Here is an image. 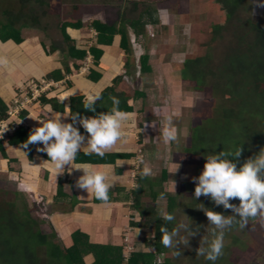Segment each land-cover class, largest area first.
Here are the masks:
<instances>
[{"label": "trees", "instance_id": "trees-1", "mask_svg": "<svg viewBox=\"0 0 264 264\" xmlns=\"http://www.w3.org/2000/svg\"><path fill=\"white\" fill-rule=\"evenodd\" d=\"M245 2L246 0H209V11L214 14L218 22L209 30L211 39L213 40V35H218L220 31H229L228 37L232 43L225 47L217 64L211 65L208 55L185 57L176 71L178 79L192 84L191 91L201 92L207 88L211 97L220 100V116L204 119L192 126L189 144L182 149L183 153L200 156L202 164L205 162V153H218L222 150L234 151L240 145L243 152L239 160L236 161L239 166L246 158L253 156L261 147H264V16L260 19H252L249 16L241 21L234 20L240 8L245 6ZM52 10L55 15L50 16H54L57 20L55 29H58L62 36V43L59 45L51 36V27L47 23L48 12L54 13ZM241 12H244V9ZM145 14L149 17L152 15L150 10H145ZM150 19L148 20L149 24L140 21H132L128 24L135 37L140 36L147 25H155ZM231 24H234L233 29L229 30L228 27ZM122 26L120 25L121 28L116 29L114 26L96 23L90 25L91 29L95 30L96 42L99 45L109 44L111 37L116 34L120 36L121 41L124 40L125 32ZM79 27V22L60 21L58 0H0V42L11 41L20 44L27 36H37L47 53L56 51L61 53L62 70L56 69L49 73L45 78L46 81H60L69 74L67 59L79 61L84 59L85 52L76 50L73 41L67 34L68 29L78 30ZM122 49L128 56L129 51L124 47ZM88 50L92 56V62L96 65L98 50L91 47ZM139 66L141 71L148 69L146 56H140ZM72 67L76 71L79 65L73 64ZM95 75L96 73L90 69L87 78L92 80ZM100 94L101 99L94 105L95 113L83 108L84 101L81 97H71L67 104L68 114L78 113L92 116L96 113L107 112L112 107L110 97L113 96L119 98L120 110L130 111V108L125 104V96L114 93L113 88L104 89ZM38 101L50 105L53 111L62 112L64 108L58 100L47 99L44 94L38 98ZM5 118L6 109L0 102V119ZM71 122L69 116V123ZM30 131L19 127L13 135L6 138V143L11 146H21L27 140ZM3 141L5 140L0 139V156L7 159L3 150ZM24 150L28 159L31 160L35 152V145H29ZM114 156L112 155V157ZM164 177L165 172L161 170L159 187H161ZM135 182L138 187L130 190L131 207L140 214V221L131 224V226L151 230V238L143 240V243L146 248L153 249V254L130 253L125 260L121 254V247L90 244L87 242L86 236L79 231L71 233V245L66 248L55 238V233L49 231L54 237V240H50L48 233L41 230V227L49 230L44 219H40V224L31 218L30 211L34 208L30 209L26 203L12 198L0 199V264H84L83 258L87 255L92 257L91 264H155L151 263L153 255L160 256L168 251L162 244L160 228L165 225L169 230H172L173 225L172 222L166 223L158 215L155 206L143 207L140 204L145 185L152 202L159 199L163 192L161 190L153 191L151 184L147 186V180L139 173ZM163 194L166 197L164 212L173 214L176 210H181L194 225H201L206 220L204 213L197 209L198 204L201 203L212 211L224 215L232 214L230 210L216 206L204 196L194 200L192 194L186 203L179 204L175 197ZM230 202L239 204L238 199H233ZM236 241L234 238V244L237 243ZM42 249L43 258H39ZM227 251L228 248H225L224 253ZM223 261L219 264H224ZM195 262L202 264L195 260L192 264H196ZM227 263L230 264V262ZM157 264L172 263L168 257H163L162 261Z\"/></svg>", "mask_w": 264, "mask_h": 264}, {"label": "crops", "instance_id": "crops-1", "mask_svg": "<svg viewBox=\"0 0 264 264\" xmlns=\"http://www.w3.org/2000/svg\"><path fill=\"white\" fill-rule=\"evenodd\" d=\"M110 1L102 0L98 3L97 0H72L71 4L68 3L71 11H69L70 13L66 19L61 17L62 7L64 9V7H69V5H63L64 0H58L60 21L80 23L78 30L68 29L67 34L73 41L75 49L83 50L86 55L82 61L67 59L69 74L65 75L60 81H48L55 83L56 86L50 87L44 95L47 99L55 98L58 100L64 106L62 112L53 111L50 105L42 104L37 99L21 113L19 118H11L12 123L23 124L24 128L32 130L33 127L39 126L34 119H47L50 115L56 114L68 115L67 104L68 99L71 97H81L85 101L87 95L102 92L109 87L113 88L114 93L123 94L126 98L125 104L130 108V111L127 112L130 114V118L123 127L125 138L106 151L103 157L94 153L86 155L85 150L81 149L75 160V164H92L110 174L114 179V184L108 194L109 201L107 203L101 202L95 199L92 193H87L75 186L76 179L82 175L81 171L73 170L71 174L65 172L56 177L54 167L48 161L47 155L36 151L38 145H35V152L32 159L29 160L27 155L23 154L22 151L25 152V150L21 146H11L3 141V150L7 159H3L0 156V171L7 169L9 176L15 177V181L17 184H22V188L24 187L28 191L33 190L34 194L39 193L43 196L45 202L43 207L46 211L44 220L49 226V230L58 236V241L64 247L67 248L71 245L70 235L74 231L84 234L90 244L110 245V247L124 246L123 242L125 239H123L121 230L123 226H128V228L133 230V233H131L130 237L129 234H125L126 237L128 236L126 247H133L134 244L140 242L144 247L136 248V251L144 252L145 249H148L143 243V240L146 239V230L131 226V224L140 221V218L138 212L130 204L132 197L130 195L129 175L131 172L139 173L136 157L140 154L144 156L148 167L151 169L156 167L152 158L153 153L149 154L151 151L147 152L145 144L149 141V138L156 142L159 140L160 119L167 114V108L166 106L149 107L146 105V102H148L146 98L149 93L140 89L133 90V86H140V82L144 81L139 79V73H145L141 71L140 66L137 67L140 54L136 56L135 41L144 37L147 42H153L152 38L146 39L148 31L152 28L154 33L158 30L155 33V37L158 32L162 31L163 33L161 34L165 38L167 33V40L164 44H166L165 47H169L173 43L170 33L173 28H176L175 25H178L179 21L181 22V19L177 16L184 14L176 2L183 0H112L113 4L117 6L114 10V17L112 13V18L109 20L105 10L111 6L109 4ZM84 6L88 8H84ZM99 8L101 9L98 10ZM83 9L86 11H83ZM89 9H92V11ZM145 10L151 11V17L145 14ZM48 15H55V12L49 11ZM148 17L151 18L150 21L154 22L155 25H147L143 33L135 37L128 24L132 21L149 24ZM91 23L114 26L116 29H120V25H123L124 40L121 41L120 36L116 34L111 37L109 44H97V35L95 30L90 27ZM190 32L191 30L187 31V34ZM137 45H139L138 42ZM90 47L98 50L96 65L92 62V56L89 54L88 49ZM123 47L129 51L128 56L125 55ZM0 57L5 58L7 61L5 64H0V102L5 106L6 112L12 107L11 104L16 92L27 81L45 80L49 73L56 69L62 70L63 68L61 53L59 51L47 53L37 36H27L20 44H15L11 41L0 42ZM171 62H169L168 67L171 66L172 69L175 64ZM73 64L79 65L76 71L73 70ZM90 69L96 73L92 80L87 78ZM165 69L164 67L161 71L165 73ZM169 74H167L168 77ZM150 79L151 84H157L156 79ZM178 81L181 80L178 79ZM168 87L165 84L167 92ZM169 95L166 98L168 101L167 105L171 104V99H177L174 94ZM157 108L163 110L164 114L155 113ZM63 120L64 122H69V116L63 117ZM151 124L154 126H149ZM76 126L83 135L87 136V133L78 123ZM140 129H143V131L141 132ZM157 148L158 145L156 146ZM161 148H163V145ZM112 155L115 156L112 157ZM153 173L154 171H152V175L144 178L147 180V186L151 184L152 188L155 187L159 190L158 181L160 179L154 180L156 175L154 176ZM146 190L145 185L141 198L149 197ZM137 229H139L138 232Z\"/></svg>", "mask_w": 264, "mask_h": 264}, {"label": "rangeland", "instance_id": "rangeland-1", "mask_svg": "<svg viewBox=\"0 0 264 264\" xmlns=\"http://www.w3.org/2000/svg\"><path fill=\"white\" fill-rule=\"evenodd\" d=\"M71 1L72 0H64L63 5H67L68 3L71 4ZM101 1L102 0H97L98 3ZM208 1L209 0H183L176 2L180 7L179 9H181L184 14L177 16L181 19V22L179 21V24L175 25L176 28H173L172 32L170 33L172 35L171 41L173 43L170 44L169 47H165L166 44H164V42L167 40V33L165 34V38L164 35L161 34L163 33L162 31L158 32L155 37V33L158 30H156L154 33L152 28L148 31L146 39L152 38L153 42H147L144 37L135 41L136 56H139V54L140 56H146V66L148 69L144 71V74L140 71L141 73H139V79H143L144 81L140 82V86H133V90L140 89L149 93L147 94L148 96L146 98V101H148L146 102V105L149 107L166 106L167 115H170L177 110L180 112V117L175 119V124L179 130L178 143L168 144L163 140L162 136L159 135L160 138L157 142L153 141L152 138H149V141L145 144V149L147 152L151 151L149 154L153 153L152 158L156 165V167L152 169V171H154V176L156 175L154 180L159 179L161 170L165 172L164 181L160 185L161 187L159 190H161L166 195L175 197L179 204L186 203L194 193L195 184L192 182L191 178L198 176L203 169L200 156L183 153L182 149L187 147L189 144L188 141L192 126L197 125L204 119L216 118L220 116V100L211 97V93L207 88L203 89L201 92L191 91L190 87L192 84L185 81H178L176 69L181 66L180 63L184 57L201 55H208L211 65H215L220 61L221 53L224 51L225 47H227L229 43H232L230 37H228L229 31H220L218 35H213V40L211 39V31L209 30L214 25H217L218 22L214 14L209 11ZM255 3L256 0H246L245 6L240 8L239 13L235 15L234 20L241 21L245 17L249 18V16L252 19L262 18L264 16V7H256ZM109 4H111V6L107 9L105 8L106 10H104L107 12L109 17L108 19L110 20L112 18V13L114 17V10L116 9L117 5H114L112 0ZM151 6L154 7L153 4H151ZM84 8L88 7L84 6ZM112 8L114 9L112 10ZM100 9L101 8L98 10ZM243 9L244 12H241ZM62 10L61 17L67 19L68 14L70 13L69 11H71L70 5L69 7H64V9L62 7ZM83 11L86 10L83 9ZM90 11H92V9ZM56 21L57 20H55L54 16H49L47 23L51 27V36L59 45L62 43V36L59 30L55 29ZM233 25L231 24L230 27L232 28L228 27V29L232 30ZM189 30H191V32L187 34V31ZM152 34L154 35L153 37ZM131 40L133 41V39ZM137 42L139 45H137ZM169 62L175 64V67L173 66L172 69L171 66L168 67ZM138 66L139 65H137V67ZM164 67L166 68L165 73L161 71ZM173 69L175 70L172 71ZM167 74H169V77ZM150 78L156 79L158 85L151 84ZM29 81H27L25 85ZM165 84L169 86L168 92L166 90L167 87L165 88ZM169 94H174V97L176 96L177 99H171V104L167 105L168 101L166 98ZM155 110H157L155 112L157 114H164L163 110H159L158 108ZM163 117L164 116H162L160 119L161 126L159 129L162 127ZM6 141L7 140L4 142ZM157 145L158 148L156 149ZM162 145L163 148H161ZM173 163L180 165V168L176 173H173L175 169V165ZM6 170L7 169L0 171V199L8 200L14 198L15 200H21L23 203H26L27 207L30 209L34 208V210L30 211V216L34 221L40 223V219H43L46 216V211L43 207V203H45L43 196L39 193L34 194L33 190L28 191V189L24 187L22 188V184H17L15 177L11 175L9 176V173L7 172L8 170ZM172 181L175 182V193L173 192ZM152 190L157 191L155 187ZM140 201V204L143 207L155 206L158 215L162 217L161 214L164 212L165 199L162 200L159 198L155 202H152L149 197H143L140 199ZM173 214L175 215L176 220L172 222V229L175 227L177 222L184 220V215H186L185 213L181 212V210H176L173 212ZM207 224L208 220L206 218V220H204L201 224L205 227H201L200 232L195 237L190 238L189 248H181V256H173V250L167 248L168 251L166 254H162L160 256H155L154 254L151 258V263L157 264L162 261L163 257H168L172 264H192L194 260L201 262L202 264H212L211 261L206 260L203 256L198 257L195 252V249L199 247L201 236L207 235L206 227H210V225ZM41 230L48 233L50 240H54V237L49 232L50 230L47 231V229L44 227H41ZM121 231V234H123V239H125L123 242V245H125L120 246L122 249V247L127 245L126 240L128 236L126 237L125 234H129L130 237L131 233H133V230L128 228V226H123ZM145 232L147 233L145 234V238H151V230H146ZM55 238L58 239L56 234ZM234 238L237 240L236 244L233 242ZM104 246L109 247L110 245ZM142 246L143 245L140 242H137L133 247L127 246V249L123 248L121 252L122 257L124 255L125 258H123L126 260L130 253L134 254L137 252L153 254V249L151 248L145 249L144 252L138 250L136 251V248L140 249ZM225 248H228V251L224 253V255L221 256L215 262V264H219V262L223 261V258L224 264H228L227 262H230V264H264V226L261 225L259 220H250L248 226L243 230H241L238 226H235L225 234L224 249ZM39 258H43V249L40 252ZM84 262L85 264L88 262L91 264L92 257L90 255L85 257Z\"/></svg>", "mask_w": 264, "mask_h": 264}, {"label": "clouds", "instance_id": "clouds-1", "mask_svg": "<svg viewBox=\"0 0 264 264\" xmlns=\"http://www.w3.org/2000/svg\"><path fill=\"white\" fill-rule=\"evenodd\" d=\"M255 4L256 7H264V0H256ZM5 63H7L6 59L0 57V64ZM99 99H101L100 92L87 95L83 108L95 113L94 105ZM110 99L112 101L110 110L92 116L70 113L68 115H50L47 119H34L39 126L32 128L27 140L21 145L23 149H27L29 145H38L36 151L47 155L48 161L54 167L56 177L65 172L71 174L73 170L81 171L82 175L76 179L75 186L87 193H92L95 199L104 203L109 201L108 194L113 187L114 179L108 172L102 171L92 164H75V160L81 149L85 150L86 155L94 153L103 157L106 151L125 138L123 127L130 118V114L120 110L118 97L113 96ZM65 116H70L72 122H64L63 117ZM179 117L178 110L163 117L160 135L168 144L179 142V130L175 124V119ZM77 123L84 129L87 136L79 131ZM5 130L6 128H0V134ZM140 131L142 132L143 129ZM22 152L26 156V153ZM242 152L243 149L239 145L234 151L222 150L218 153H205L202 171L198 176L191 178L195 184L194 200H198L201 196L207 197L216 206H222L232 213L224 215L210 210L202 203L198 204L197 209L204 213L208 220L207 225L210 227H206L207 235L201 236L199 247L195 249V252L198 257L203 256L212 264H215L224 255L226 232L235 226L243 230L248 226L250 220H259L264 226V147H261L256 154L246 158L238 166L236 161L239 160ZM230 157L232 159H229ZM136 162L141 177L152 175V169L147 166L142 154L137 155ZM74 164L75 166H73ZM173 164L175 165L173 173H176L180 165ZM136 176L137 173L130 182L133 183L131 190L138 187L135 182ZM172 185L175 193L174 181H172ZM159 198L166 199L163 193ZM233 199H238L239 204L231 203L230 201ZM130 204H132V200ZM161 216L166 223L176 220L174 214L166 211ZM201 227L205 226L194 225L191 219L184 215V220L177 222L172 230H169L165 225L161 226L162 244L165 248L173 250V256L179 257L182 255L181 248H189L190 238L195 237ZM138 231L139 229H137Z\"/></svg>", "mask_w": 264, "mask_h": 264}, {"label": "built area", "instance_id": "built-area-1", "mask_svg": "<svg viewBox=\"0 0 264 264\" xmlns=\"http://www.w3.org/2000/svg\"><path fill=\"white\" fill-rule=\"evenodd\" d=\"M56 86L53 82L45 80L35 81L31 80L26 85H23L16 92L12 107L6 112V118L0 119V128H6V130L0 134V139H4L13 134L19 127H23V124L12 123L11 118H19L21 113L27 109V107L36 101L42 94L50 89V87ZM136 172H131L129 175L130 182L135 178ZM133 183H130V187ZM124 248L127 249L125 246ZM124 257V255H123ZM125 258V257H124Z\"/></svg>", "mask_w": 264, "mask_h": 264}]
</instances>
